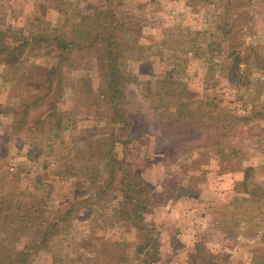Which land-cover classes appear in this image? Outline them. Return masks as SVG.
<instances>
[{"label":"rangeland","instance_id":"obj_1","mask_svg":"<svg viewBox=\"0 0 264 264\" xmlns=\"http://www.w3.org/2000/svg\"><path fill=\"white\" fill-rule=\"evenodd\" d=\"M19 260L264 264V0H0V264Z\"/></svg>","mask_w":264,"mask_h":264},{"label":"trees","instance_id":"obj_2","mask_svg":"<svg viewBox=\"0 0 264 264\" xmlns=\"http://www.w3.org/2000/svg\"><path fill=\"white\" fill-rule=\"evenodd\" d=\"M106 60H107V58H106ZM107 61H108L107 67H108V71H109V74L106 77L108 79L107 84L109 86L108 88L113 90V94H114V93H117V91H119V88H118V83H119L118 81L119 80L117 78L118 75L116 73L112 74L113 73V68L112 67L115 64L113 59L108 57ZM114 171L117 172V170L112 169L110 171V173L112 175H115ZM119 171H121L122 174H123L122 177H119V179H118V181H119V183L121 185V186L119 185V188L124 191V199H123L124 202H123V204H125L124 206H127V209L129 208V210H131V213H127L125 211H123V212H125L126 215L131 214L133 218L139 219L141 217V215H142V212L145 210V207H143L144 198L142 196L143 195L142 191H143L144 188H143L141 182L138 180V178L136 176L131 175L128 171H125V170H123V171L119 170ZM248 173H249V171H248V169H246L245 173H244V176H243V179L241 181V186L243 187L244 192H249V190H248L249 189L248 188L249 187ZM110 180H111V184H112V183H114L116 181V178L110 179ZM126 180H128L127 181L128 183L126 182ZM107 186L110 187V183H107ZM252 188H253L252 194H255L254 192L258 191L257 187L253 186ZM127 192L134 193L135 196H130L129 194H125ZM43 235L44 236H41V239H44V238L47 237L46 236L47 235V230L44 231ZM148 245L151 246V242H149L147 244V246ZM151 251H156V248H154V245L150 249H148L147 252H144V250H142L141 253H143V255L145 253H147V257H150L149 253ZM22 255L23 254H21V256ZM22 263H23L22 260H19V262L17 264H22Z\"/></svg>","mask_w":264,"mask_h":264}]
</instances>
